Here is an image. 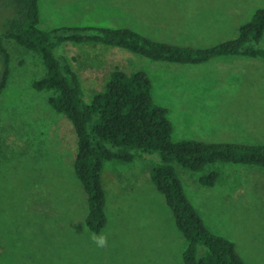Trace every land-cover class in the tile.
<instances>
[{
    "label": "rangeland",
    "instance_id": "rangeland-1",
    "mask_svg": "<svg viewBox=\"0 0 264 264\" xmlns=\"http://www.w3.org/2000/svg\"><path fill=\"white\" fill-rule=\"evenodd\" d=\"M40 0V27H129L151 38L208 47L236 37L264 0H214L233 19L214 27L160 22L162 0ZM10 13L0 6V34ZM190 27V28H189ZM224 29V30H223ZM11 74L0 94V264H185L187 240L165 195L151 178L159 154L107 160L103 180L108 222L91 241L87 192L75 171L73 122L33 87L46 68L40 54L7 40ZM264 46V36L261 41ZM87 99L105 90L110 73L146 71L155 100L169 107L176 140L264 144V59L214 58L199 64L154 60L119 46L66 41ZM219 170L215 186L200 177ZM188 198L207 226L231 239L246 264H264V168L216 163L203 172L177 165ZM87 231L84 232V228Z\"/></svg>",
    "mask_w": 264,
    "mask_h": 264
},
{
    "label": "trees",
    "instance_id": "trees-1",
    "mask_svg": "<svg viewBox=\"0 0 264 264\" xmlns=\"http://www.w3.org/2000/svg\"><path fill=\"white\" fill-rule=\"evenodd\" d=\"M40 0H0L10 15L0 34V94L11 74L12 53L7 40L34 51L43 59L46 72L33 82L39 91L53 92L49 103L74 124L78 136L75 171L87 195L86 224L101 232L107 222V192L103 171L107 160L132 162L159 154L151 178L165 195L176 225L187 240L185 264H246L228 237L213 232L198 208L188 198L177 165L203 172L216 163L256 165L264 168V144L209 142L195 138L176 140L170 110L155 100L154 83L144 70L110 73L105 90L86 98L82 80L67 55L60 52L66 41L98 42L126 48L154 60L199 64L214 58L248 56L264 59V8L240 25L239 34L215 45L202 47L151 38L129 27H40ZM1 138V133H0ZM219 170L200 177L204 186H214Z\"/></svg>",
    "mask_w": 264,
    "mask_h": 264
},
{
    "label": "crops",
    "instance_id": "crops-1",
    "mask_svg": "<svg viewBox=\"0 0 264 264\" xmlns=\"http://www.w3.org/2000/svg\"><path fill=\"white\" fill-rule=\"evenodd\" d=\"M214 0H162L153 5L158 6L159 12L153 10V13H145V15H153L160 22L173 23L180 22L183 25L208 26L214 27L211 30H221L220 26L229 27L226 24L233 16L229 11H222L220 4L214 3ZM153 2H156L155 0ZM150 16V15H149ZM230 21V23H231ZM190 28V27H189ZM224 30V29H223ZM215 186V185H214Z\"/></svg>",
    "mask_w": 264,
    "mask_h": 264
},
{
    "label": "clouds",
    "instance_id": "clouds-1",
    "mask_svg": "<svg viewBox=\"0 0 264 264\" xmlns=\"http://www.w3.org/2000/svg\"><path fill=\"white\" fill-rule=\"evenodd\" d=\"M87 231L85 226L84 232ZM91 241L96 245L97 248H105L108 245V237L104 233L97 234L96 232H92L90 235Z\"/></svg>",
    "mask_w": 264,
    "mask_h": 264
}]
</instances>
